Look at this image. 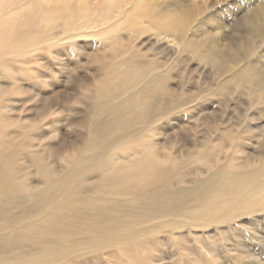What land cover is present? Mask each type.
Listing matches in <instances>:
<instances>
[{
	"label": "rangeland",
	"instance_id": "obj_1",
	"mask_svg": "<svg viewBox=\"0 0 264 264\" xmlns=\"http://www.w3.org/2000/svg\"><path fill=\"white\" fill-rule=\"evenodd\" d=\"M55 1L0 0V174H8L15 198L26 201L39 196L47 182L55 181L54 171L67 173V161L76 154L71 146L76 141L82 142L87 120L93 114V103L112 94V91L100 93L105 77L99 75V61L109 62L110 51L128 55L126 52L140 50L143 56L149 54L146 61L140 59L142 62L165 64L168 84L162 93L187 103L165 117V123L154 136L157 153L165 156L163 167L170 173L166 186L162 185L165 192L193 188L211 174L254 173L261 168L255 158L259 155L264 128V98L258 97L256 85L250 83L251 69L243 71L242 76L237 73L247 65L262 70L260 73L264 75V0L207 1L209 5L214 3L212 8L197 0L199 11L194 10L188 16L192 22L202 25L196 38L204 43V49L217 47L232 57L239 56L231 65L227 76L231 84L226 87H220L222 81L212 72V65H205L187 51L176 56L153 44L150 49L145 48L150 41L144 36L139 41L132 37L130 34L137 33L139 28L137 8L126 18L128 12H122L123 3L110 5L105 2L108 0H97L95 11L82 16L73 13L74 2L70 10L57 12L63 5ZM190 3L191 0L182 1V4ZM38 7L45 14L33 15L34 20H23ZM246 16H256L253 20L260 21L262 24L257 25L263 28L259 31ZM81 20L96 28L86 29ZM65 22L73 23L74 33H67ZM104 22L108 23L106 31L100 27ZM19 33H31V37L22 41ZM117 34H122V43L110 50L101 44ZM67 37H75V43L66 41ZM248 43L254 47L251 54L245 48ZM233 78L241 79L240 83ZM176 107L171 106V110ZM12 170L14 177L9 175ZM176 172H180L178 176ZM78 178L85 177L80 173L75 180ZM94 178L84 181L85 184L77 180L76 184L81 185L80 189L89 188L96 181ZM127 193L126 198L113 195V200L104 203L121 200L120 204L129 214H120L121 222L96 224L85 217L84 212L91 209L87 205L77 206L71 212L74 225L88 233L77 236L75 244L69 243L65 250H60L64 256L58 264H264V210L241 215L226 224L194 228L186 222V217L182 216L176 224L155 213V204H149L145 198L137 199V206L133 201L127 203L125 199H131L132 192ZM56 197L57 204L49 207L47 216L54 209L68 210L72 206L71 197L65 191ZM156 201L163 202L167 211L165 197ZM30 203L24 206L20 201L15 205L0 197V227L3 226L0 264H23V251L31 247L36 252L43 250L37 242L22 238L24 229L40 226L52 232L51 237L61 238L57 229L46 221L36 223L46 216V205L39 215L16 217ZM139 210L151 215L144 219L132 216V212ZM93 235L110 241L99 244ZM137 244L139 248L133 249Z\"/></svg>",
	"mask_w": 264,
	"mask_h": 264
},
{
	"label": "bare ground",
	"instance_id": "obj_2",
	"mask_svg": "<svg viewBox=\"0 0 264 264\" xmlns=\"http://www.w3.org/2000/svg\"><path fill=\"white\" fill-rule=\"evenodd\" d=\"M128 1L131 2L128 3ZM182 1L185 0H108L105 2L110 5L116 2L123 3L124 10L122 12H128L126 18L132 16L131 10L133 8H137L138 12L135 16L138 20V32H128H132L130 35L137 41L143 36L146 37L150 42L145 48L150 49L151 44H153L156 48H161L164 52L165 49L169 50V53L176 56L183 51H187L195 58L204 61L205 65H212V72L217 74L216 76H219L222 81H220V87L230 85L231 81L227 76L230 75L231 65L236 62L239 56L232 57L233 55L221 51L222 48L220 50L217 47L204 49V43L196 38L197 32H201L202 25L195 21L192 22L193 19L188 18L194 10L195 12L199 11L198 4L200 3H197V0H191L190 4H182ZM202 1L206 6L209 5L206 2L210 0H200V2ZM55 2L57 5H63L62 8H58L57 12L70 10L74 5L73 2L76 3V7L74 6L76 10L73 13L82 16L90 15L92 11H95L93 8L98 3L97 0H56ZM213 5L214 3L209 5L210 8ZM45 12L44 9L38 7L34 9L31 15L24 17L23 20H32L33 15L45 14ZM118 15L121 16V13L118 12ZM255 17L247 18L251 21L249 23L258 26L259 30L263 27L257 25L261 22L254 21ZM259 18L261 19V17ZM81 21L86 29L96 28L91 27L90 22ZM118 26L119 24L116 25V27ZM65 27L67 33H74L75 26L73 23L65 22ZM100 27L106 31L108 23L104 22ZM121 35L108 37L104 42L101 40L102 43H100L110 50L113 45L122 41ZM19 36L22 41H27L30 39L31 33H19ZM74 38L67 37L65 39L74 44ZM129 39L131 38L129 37ZM247 42L249 41L247 40ZM236 43L241 45L239 42ZM248 45L245 48L249 51L248 54H251L254 47L250 43ZM151 51L149 50V52ZM126 53L128 55L123 52L110 51L109 62L99 61V75L105 77V83L100 87V93L103 91L104 95L107 91H112V94L106 95L104 100L98 99L93 103V114L87 120L86 134L82 142L81 140L76 141L74 147L70 145L71 150L75 151L76 154L73 153L71 159L67 161L66 174L62 173L65 171L61 172V170L60 173L54 171L55 181L47 182L41 190V195L26 201L23 198L14 197V194L11 193L13 187L9 182L8 174H0V197L3 201L10 200L15 205H18L21 201L24 206L31 201L30 206L21 210L16 217L21 215L27 217L31 214L39 215V212L46 205L44 210L46 216L36 223L46 221L54 227V230L57 229L60 233L61 238H53L51 237L52 232L40 226L24 229L21 235L22 238L37 242L43 250L36 252L31 247L30 250L23 251L21 253L24 260L23 264H58L60 258L64 256L60 253V250H65L64 247H68L69 243L73 242L71 245L75 244L74 241L77 240L75 239L77 236L88 233L82 232V228L74 225L75 217L71 212L77 206H90V211L84 212V214L86 218L94 220L96 224L121 222L122 217L120 214L127 213L120 204L121 200L107 205L104 203L110 201V199L113 200V195H117L118 199L120 197L126 198L129 196L127 191H131V195H134H130L131 199L129 200L125 199L127 203L130 201L135 203L137 199L145 198L149 204H152V202L155 204V213L169 218V221L171 220L176 224L181 222L182 216L186 217V222L192 224L194 228L226 224L241 215L244 216L247 213L251 214L264 210V128L261 131L259 155L255 158L261 163V168L258 167V170L254 173L241 172L233 174L231 172H221L216 175L211 174L193 188L183 191L177 188L179 191L170 189L165 192V187H162V185L165 184L166 186L170 173L163 167L162 162L165 160V156H160L157 153L158 147L154 144V136L161 129L159 127L162 126V123H165V117L169 114L172 115L173 111L186 106L187 103H181L179 98L168 97L162 93V90H165L166 84H168L165 64L153 61L142 62L140 59L145 60L149 54L143 56L144 53L140 50L138 52L131 50ZM248 68L253 73L250 83L256 85L254 86L258 90L256 93H258L260 99H263L264 75L260 73L262 70L259 71L246 65L241 68L237 76H242L243 71H247ZM233 79L234 82L240 83L241 79ZM171 106L177 107L171 110ZM77 144H79V147ZM1 156L2 154L0 158ZM157 157H160V159H157ZM113 160L117 161L113 164ZM80 173L85 177L84 180L77 179L81 184H85L84 181H88L92 177H95L96 181L94 180L95 182L89 188L80 189L81 185L78 186L76 184L78 181L75 180L76 175H80ZM179 173L176 172V175L178 176ZM9 175L14 177L15 171L12 170ZM96 182H98V185L95 187ZM49 189H51L49 196H45V192H48ZM63 191L68 197H71L69 201L72 206H69L68 210L54 209L52 214L47 216L49 207L57 204V194H61ZM142 195L144 196L140 197ZM108 196L111 198H108ZM164 197L169 206L167 211H165L163 202L156 203V199L162 200ZM62 199H66V197H62ZM136 204L134 205L137 206ZM35 205L38 207L33 208ZM139 211L134 214L132 212V216L144 219L151 215V213ZM127 215L129 214L127 213ZM6 221L7 218L4 216L2 218L3 224ZM109 226L115 227V225ZM173 226L175 228V225ZM2 227H0V230ZM93 237V240L98 241L99 244L110 241L103 239L100 235H93ZM109 247L114 248V244H110ZM138 248V244L133 246V249ZM246 264L250 263L246 262Z\"/></svg>",
	"mask_w": 264,
	"mask_h": 264
}]
</instances>
